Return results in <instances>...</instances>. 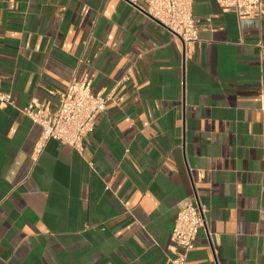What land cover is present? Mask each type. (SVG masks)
Wrapping results in <instances>:
<instances>
[{
  "label": "crops",
  "instance_id": "crops-1",
  "mask_svg": "<svg viewBox=\"0 0 264 264\" xmlns=\"http://www.w3.org/2000/svg\"><path fill=\"white\" fill-rule=\"evenodd\" d=\"M193 13L185 57L129 0H0V264H171L187 200L208 209L187 264H264V11ZM77 77L114 97L83 151L37 153L21 109Z\"/></svg>",
  "mask_w": 264,
  "mask_h": 264
},
{
  "label": "built area",
  "instance_id": "built-area-1",
  "mask_svg": "<svg viewBox=\"0 0 264 264\" xmlns=\"http://www.w3.org/2000/svg\"><path fill=\"white\" fill-rule=\"evenodd\" d=\"M151 21L156 22L176 37L185 57H190L200 40L199 27L193 13L194 0H129ZM224 8H232L239 18L261 17L264 0H219ZM264 55V44L259 43ZM129 76L117 82L120 85ZM114 97V90L108 94L95 93L89 78H73L65 91L59 94V105L55 110H46L37 101H30L21 112L38 123L41 136L37 153L49 139L62 145L83 151V141L96 126V118L104 112L107 103ZM0 98L12 102L10 94L2 90L0 72ZM204 205L190 200L183 202L178 210L172 230V239L179 247V253L169 257L171 264H187L189 252L194 248V240L200 230L207 227Z\"/></svg>",
  "mask_w": 264,
  "mask_h": 264
}]
</instances>
